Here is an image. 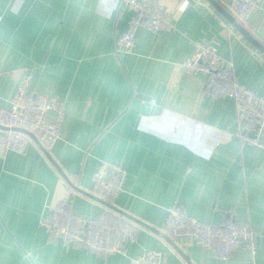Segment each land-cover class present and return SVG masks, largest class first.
I'll return each instance as SVG.
<instances>
[{
	"label": "crops",
	"instance_id": "1",
	"mask_svg": "<svg viewBox=\"0 0 264 264\" xmlns=\"http://www.w3.org/2000/svg\"><path fill=\"white\" fill-rule=\"evenodd\" d=\"M157 1L175 28L155 34L138 26L135 47L117 53L115 37L135 15L119 0H0V107H10L26 75L31 92L66 103L52 149L36 143L0 156V264H134L148 250L162 251L169 264H264V132L261 145L243 144L236 134L246 122L235 102L211 96L205 76L180 66L194 55L193 41H212L239 80L264 96V53L208 0ZM216 1L235 16L232 0ZM259 2L240 22L264 45ZM138 94L153 97L152 109L160 100L162 114L136 110ZM102 162L127 173L110 202L149 226L136 222L137 239L124 255L50 240L42 225L66 194L77 214L111 210L88 195L97 196ZM174 204L207 224L249 222L256 254L236 249L225 260L214 245L172 238L166 218Z\"/></svg>",
	"mask_w": 264,
	"mask_h": 264
},
{
	"label": "built area",
	"instance_id": "2",
	"mask_svg": "<svg viewBox=\"0 0 264 264\" xmlns=\"http://www.w3.org/2000/svg\"><path fill=\"white\" fill-rule=\"evenodd\" d=\"M135 11L130 28L115 37L117 53L130 52L137 43L136 27L145 26L158 34L175 28L174 19L157 0H119ZM230 8L236 18L246 22L259 9V0H232ZM194 55L181 62V69L192 75H203L211 96L228 97L236 104L237 116L246 122L236 137L249 145H261L264 132V96L243 84L237 77L233 64L222 57L216 43L193 41ZM31 76L20 82L10 107H0V156L10 152L25 154L32 144L44 150L52 149L62 138L66 103L46 94L29 90ZM54 119H48V113ZM38 141H35L33 136ZM126 170L113 162H102L94 174V193L105 200H114L124 191ZM166 223L170 236L190 239L203 247L216 246L219 256L228 259L236 249L256 254L257 234L249 222L228 219L220 224H207L188 214L184 206L174 204L167 210ZM48 238L64 245L82 244L99 256L126 254L128 245L137 239L138 224L129 217L110 210L102 215L87 216L75 213L70 196L66 194L56 205L49 206L42 218ZM134 264H169L160 250H148Z\"/></svg>",
	"mask_w": 264,
	"mask_h": 264
},
{
	"label": "water",
	"instance_id": "3",
	"mask_svg": "<svg viewBox=\"0 0 264 264\" xmlns=\"http://www.w3.org/2000/svg\"><path fill=\"white\" fill-rule=\"evenodd\" d=\"M208 1L210 3H212L213 6H215L231 23H233L236 26V28L238 30H240L262 53H264V45L250 31H248L242 25V23L235 18V16L233 14H231L227 9H225L223 6H221L216 0H208ZM230 3H232V2H230ZM152 100H153V97H151V96L144 95V94H138L137 99L135 100V103H134V108L136 110L141 111V112L153 113V115H161L162 111H163V108L161 107L160 100H156L157 106H156L155 109H152L151 106L147 105V102H151ZM28 133L31 136H33L30 132H28ZM33 138L35 139V141H38L34 136H33ZM68 182L70 183V185L73 188H75V189H77L79 191H82L78 187L73 185L70 181H68ZM83 193L88 194L87 192H83ZM88 195H90L92 198L100 201L101 203H103L105 206H107L111 210L125 215L120 209H118L111 202H109V201H107L105 199H102L100 197H97L95 195H92V194H88ZM125 216L129 217L130 219L134 220L135 222H137V223H139L141 225L149 227L147 224L141 222L140 220H137V219H135V218H133L131 216H128V215H125Z\"/></svg>",
	"mask_w": 264,
	"mask_h": 264
}]
</instances>
